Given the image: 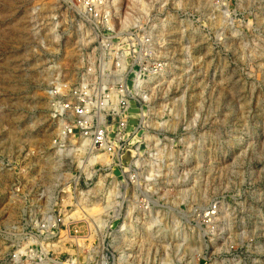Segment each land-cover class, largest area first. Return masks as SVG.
I'll return each instance as SVG.
<instances>
[{
  "label": "rangeland",
  "instance_id": "rangeland-1",
  "mask_svg": "<svg viewBox=\"0 0 264 264\" xmlns=\"http://www.w3.org/2000/svg\"><path fill=\"white\" fill-rule=\"evenodd\" d=\"M67 1L0 0V264L53 207L82 218L69 233L35 230L54 264H264V0H107L117 25L146 26L166 58L123 159L135 182L127 165L80 155L82 143L77 158L60 151L78 138L55 145L48 85L97 56ZM71 174L77 197L61 190Z\"/></svg>",
  "mask_w": 264,
  "mask_h": 264
},
{
  "label": "built area",
  "instance_id": "built-area-1",
  "mask_svg": "<svg viewBox=\"0 0 264 264\" xmlns=\"http://www.w3.org/2000/svg\"><path fill=\"white\" fill-rule=\"evenodd\" d=\"M67 3L94 34L97 56L74 81L55 78L48 85L50 109L58 121L55 145L64 146L66 138L83 137L87 140L90 153L107 155V165H127L128 168H123L129 171L126 179L135 182L138 179L136 168L123 159L127 149H138L140 146V140H131L139 134L144 124L150 99V79L166 66L161 43L142 24L128 27L117 25L107 0H68ZM100 161L96 159L92 163L99 165ZM60 184L63 185L61 190L73 192L76 197L77 193H82L77 186V174L64 177ZM19 192L18 186L13 194L18 195ZM43 193L44 190L40 194ZM72 204L76 206L72 212L84 210L81 202L76 200ZM215 208L216 203L210 204L204 209L203 216L210 220ZM65 211L53 207L40 221H36V226L23 231L25 239L10 253L8 262L54 264V257H50L45 248L42 247L43 250L39 252L35 230L41 227L52 233V229L64 223L69 233L71 224L82 218L72 216L73 213H68L70 210Z\"/></svg>",
  "mask_w": 264,
  "mask_h": 264
},
{
  "label": "bare ground",
  "instance_id": "bare-ground-1",
  "mask_svg": "<svg viewBox=\"0 0 264 264\" xmlns=\"http://www.w3.org/2000/svg\"><path fill=\"white\" fill-rule=\"evenodd\" d=\"M83 141V142H82ZM81 143H82V148H81V150L79 149L81 146ZM86 146H87V140L85 139V138H83V137H81L80 138V140H79V144L76 146V147H74V146H66L65 148H63V149H61V148H59V149H61L60 151L62 152V151H64V150H67V152L68 153H72V152H74V156L76 157V155L78 154V149L80 150V155H83L84 154V152H85V150H84V148H86ZM128 151V149L126 150V152ZM126 152H125V154H124V158H127V154H126ZM88 153H89V155H91L90 156V158H89V160L90 161H93V160H96V159H100L101 161H105V159H106V161L107 162H109V159H108V157H107V155L106 154H104V153H101V154H97V155H95V154H92V153H90L89 152V150H88ZM79 155V156H80ZM94 157V158H93ZM77 158V157H76ZM81 167V166H80ZM101 177V176H100ZM102 179V178H101ZM100 179V180H101ZM99 180V181H100ZM115 183H116V181H114ZM101 183V182H100ZM118 184H119V182L117 181V188H116V186H115V184H114V187L113 188H109L110 189V193H109V196L111 195V194H118V193H120V189H118ZM102 185H103V183H102ZM100 187V186H99ZM100 189V188H99ZM102 189V188H101ZM108 189V190H109ZM93 190V189H92ZM91 190V191H92ZM116 191H118V192H116ZM87 192H89V190L87 191ZM82 193H84V192H82ZM91 193V192H90ZM81 196H86V195H83V194H81ZM144 211H146V210H144ZM212 218V217H211ZM100 228H101V226H100ZM75 239H77V238H75ZM46 251V250H45ZM44 251V252H45Z\"/></svg>",
  "mask_w": 264,
  "mask_h": 264
}]
</instances>
